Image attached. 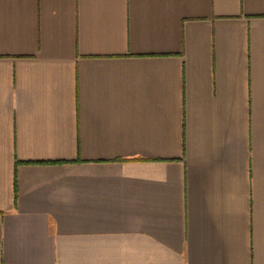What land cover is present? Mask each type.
Segmentation results:
<instances>
[{
    "label": "crops",
    "instance_id": "crops-1",
    "mask_svg": "<svg viewBox=\"0 0 264 264\" xmlns=\"http://www.w3.org/2000/svg\"><path fill=\"white\" fill-rule=\"evenodd\" d=\"M0 264H264V0H0Z\"/></svg>",
    "mask_w": 264,
    "mask_h": 264
}]
</instances>
